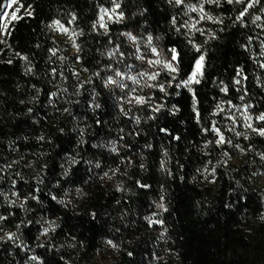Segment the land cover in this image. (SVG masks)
<instances>
[{"label":"trees","instance_id":"1","mask_svg":"<svg viewBox=\"0 0 264 264\" xmlns=\"http://www.w3.org/2000/svg\"><path fill=\"white\" fill-rule=\"evenodd\" d=\"M22 2L25 7L32 5L33 15L27 16L21 11L19 15L23 19L13 22L9 28L11 35L0 34V41H4L0 43V49H4L0 52V191H17L21 194L20 200L31 192L38 201L29 199L21 209L20 200L9 207L0 196V214L14 213L5 231H15L13 226L21 219L33 221L20 230L22 246L21 241L16 245L11 241L0 242V264H35L28 261L30 255H39L46 264H97L96 256L103 252L104 242L108 240L117 245V250L107 264H264V219L261 218L264 216V159L259 155L264 153V138L250 134V139L244 140L243 136L236 137L227 131V114H235L240 120L235 125L236 131L246 130L240 113L225 105H221L225 113L212 119L245 152L228 145L204 147V141L212 136L202 135L199 130L201 125L207 126L216 103L229 99L239 103L240 93L230 91L224 95L213 84V78H217L230 85L236 64L244 67L248 77L246 87L251 102L258 111H264V89L256 85L258 78L264 81V69L250 59L255 56L264 62L259 55L264 51L261 48L264 29L251 23L252 16L262 15L259 10L264 7V0L249 10L246 28L232 23L241 5L222 2L219 8L206 6L214 16L223 18L224 31L218 33V40L204 45L207 49L205 79L193 85L198 100L196 107L201 113L199 125L186 89H169L167 97L156 92L155 103L161 98L165 102L161 113L142 108L133 110L127 117L119 112L109 90L103 88L102 79L92 77L93 82L84 84L77 94L80 83L97 70L98 63L108 60L100 55L110 47L108 38L89 30L96 17L97 4H107V0ZM124 4L127 19L111 26L114 40L120 32L133 28L139 31L138 26L145 21L151 26L150 31L154 28L155 34L164 35L161 43L165 46L182 39L174 33L167 34V21L163 17L175 14V10L161 0H124ZM143 8L149 9L145 17L134 15ZM73 12L77 20L67 25L69 13ZM53 19L76 31L83 30L84 34L77 37L83 49L80 62L74 59L76 53L68 37L49 27ZM153 20L157 23L153 24ZM261 23L264 19L257 21ZM204 26L218 27L211 23ZM248 36L253 40L248 51H244L240 45L248 43L245 39ZM203 39L197 34V43L203 44ZM50 48L59 49L55 57L49 53ZM16 52L27 56L28 61L20 60L14 55ZM59 57L65 59L61 61ZM9 59L11 64L7 63ZM187 63L185 60L183 73L190 71ZM29 67L32 71L26 72ZM52 68L57 69L56 74L51 72ZM83 68L89 71H82ZM74 71L79 75H73ZM93 88L100 94L98 102L104 105L96 111L87 107ZM51 92L56 96L50 98ZM145 92L152 94L147 89ZM173 105L179 109L175 115L168 111ZM28 108H32L31 113ZM64 108L71 114L64 112ZM134 115L141 117L139 125L132 121ZM149 115L158 118L149 120ZM96 120L101 123L97 124ZM61 128L63 133L59 131ZM159 128H167L180 139L171 140ZM80 129L84 130L83 145L76 143ZM41 135L44 140H37ZM109 141H116L117 153L92 147ZM147 144L152 147H145ZM249 144L254 151H247ZM165 150L167 157L163 155ZM223 151L229 152L227 164L223 163ZM64 152H79L93 164L99 161L101 167L90 168L81 163L57 185ZM162 159L167 171L160 167ZM209 162L216 166V178L211 183V176L205 179L197 172V169L203 171ZM7 165L11 167L6 168ZM115 168L119 171L113 176L110 170ZM105 172L112 178L106 177ZM38 173L41 175L37 176ZM13 179L17 181L14 188ZM137 180L150 187H138ZM118 184L123 190H116ZM77 187L86 195L69 203L66 197ZM37 188L39 191H34ZM52 195L57 197L56 201L51 199ZM60 200L65 203H58ZM157 203H163L167 210L157 208ZM225 204L231 207L226 208ZM91 212L96 214L94 218L89 215ZM153 212L155 216H151ZM145 216L162 220L163 224L149 226ZM41 218L53 220L59 227L37 240L41 225L35 221ZM38 243L44 247H37Z\"/></svg>","mask_w":264,"mask_h":264},{"label":"snow or ice","instance_id":"2","mask_svg":"<svg viewBox=\"0 0 264 264\" xmlns=\"http://www.w3.org/2000/svg\"><path fill=\"white\" fill-rule=\"evenodd\" d=\"M162 3L168 5L169 7L175 10V14H165L163 19L167 21V34H175L177 37H182L178 42H173L169 46H165L161 42L164 40V35L155 34V29L151 31L147 21L144 24L139 25V31L136 28L131 30L120 32L117 38L114 40L111 34V26L116 24H122L126 19V11L124 0H107V4H97V12L94 20L91 21L90 31L96 33L97 35H102L108 38V44L110 45L109 49L106 52H101V56H106L108 58L105 63H98V68L96 71L92 72V75L85 81H82L78 86L77 94H79V88H82L84 84H91L92 77L102 79L103 88L108 89L112 94V98L115 101V106L119 108V112L124 116H128L133 110H140L142 108H147L150 113H161L165 110V102L161 98L159 103H155L157 97L156 92L163 94L164 97H167L169 89H186L187 92L191 95L192 104H193V113L195 115L196 123L201 124V113L196 107L198 104L197 93L193 85H199L205 79V68H206V53L207 49L204 47L209 41H215L219 39L218 33L223 32L224 20L221 16H214L211 12L206 10L207 5H213L216 8H219L221 3H227L229 5L239 4L241 5V10L238 11L235 18L233 19V25L239 23L241 28L248 27L245 23L249 10L254 8L256 5L261 3V0H161ZM11 9V11H9ZM32 5H27L22 2V0H4L3 3H0V34L5 36L11 35L9 28L13 22L23 19L19 15L21 11H24L27 16H32ZM262 15L252 16L251 23L257 27L264 29V23L257 24V21H262L264 19V7L259 10ZM149 12L148 8L139 9L134 15H138L141 18ZM70 19L66 21L67 25H72L74 21L77 20V15L69 13ZM157 22L153 20V24ZM214 24L217 25V28H208L205 27V24ZM50 28H55L64 35L68 37L69 43L75 50L74 59L77 62L82 60L80 53L83 51L80 43L77 42V37L82 36L83 30L76 31L75 29L65 26V23H61L58 19H53ZM197 34L200 37H203V44L197 43ZM121 37L123 39H121ZM248 43L241 44L240 47L244 51H248V45L252 42L253 38L248 36L245 38ZM4 43V41H0ZM10 47V45L8 46ZM261 48L264 49V43L261 44ZM4 49H0V52H3ZM49 53L55 57L59 51L56 48H50ZM99 52L100 50L97 49ZM189 52L192 55H189ZM16 57H19L22 61H28V57L22 55L19 52L14 53ZM261 58H264V51H261L259 54ZM61 61L65 57H59ZM250 59H253L257 63L258 67L264 69V62L256 60L255 56H250ZM187 60V67L190 68V71L187 73L182 72V67ZM8 64L12 63V59L7 61ZM32 68H27L26 72H31ZM82 71H89L87 68H83ZM51 72L56 74L57 69L52 68ZM235 75L230 78V85L226 84L223 79L213 78V84L218 86L220 93L228 95L230 91H235L240 93L238 95L239 103H234L233 100H223L215 104L212 112L210 113V118L207 126L201 125L200 132L202 135H211L212 139L204 141V147H207L209 144H215L217 147L222 145H228L235 149H238L241 153L245 152L246 149L241 147L240 144H233V141L226 137L225 132L218 125L215 119L218 115L225 113L226 108L236 109L240 113L242 118V127L246 130L244 133L236 131L235 125L240 123L235 114L225 115V119L228 121L227 131L232 132L234 136L240 137L243 136L244 140L250 139V134L264 138V111H258L257 106L251 102L249 97L248 89L246 87V81L248 80L247 75L245 74L244 67L240 64L234 66ZM62 75V73H61ZM73 75L78 76L79 73L74 71ZM184 76L181 79V76ZM166 76L165 79L162 77ZM131 82V83H129ZM256 85L260 89H264V81H261L259 78L256 80ZM145 89L149 90L152 94L145 92ZM39 92V89L36 90ZM116 93H119L117 96ZM179 95V92L176 93ZM49 97H55L56 93L51 92L48 94ZM35 99V97H34ZM101 99L100 94L96 92L95 88L92 89V100L88 102L87 107L93 111L100 110L104 105L99 101ZM23 103V102H21ZM49 103H52L51 99ZM78 103V102H77ZM29 113L32 112V108H28ZM64 112H69L68 108L63 109ZM169 114L175 115L179 109L173 105L172 109L168 110ZM158 117L156 115H149V120H156ZM75 119V117H73ZM132 121L139 125L141 123V117L134 115L131 117ZM97 124H100L101 121L96 120ZM61 133L64 132V129H59ZM160 133L169 135L171 140L178 141L180 137L178 135H171L167 128H159ZM139 135V133H135ZM84 130L80 129V139L76 141L77 145H83ZM27 139V137H25ZM37 140L43 141L44 136L36 137ZM123 139V137H119ZM52 143L51 139L48 141ZM93 148H108L112 153H117L119 151L116 141H109L107 144L101 142L99 144H93ZM147 148H151V144L145 145ZM247 151H254L251 144L248 145ZM163 155L167 157L168 153L165 150ZM207 155V153H205ZM260 158L264 159V153H259ZM223 163L227 164L229 158V152L223 151L222 154ZM63 162L60 164L62 169L60 178L57 180V185L60 184V181L69 177L73 171L81 164L89 165L91 167L100 168V162L96 161L93 164L92 160L84 159L80 156L79 152H64L62 157ZM131 164V161H128ZM219 164L220 161H217ZM11 165H7L6 168H10ZM46 167V166H45ZM141 168L144 167L143 164L140 165ZM161 169L167 171L165 167V160L160 161ZM112 175L115 176L119 171V168L111 169ZM198 173H201L205 179L208 176H211L210 183L213 182L216 178V166L212 165L211 162L205 165L203 171L197 169ZM171 175V173H168ZM41 174L38 173L37 176ZM104 175L111 179L112 177L108 176V173L105 172ZM16 176H20V173H16ZM2 178V177H0ZM183 179V177H181ZM42 183V180L40 181ZM17 184V181L13 179L11 185L14 188ZM136 184L140 188H149L150 185L142 184L139 180L136 181ZM117 191L123 190L118 184L116 186ZM34 191H39L35 189ZM76 193L78 196L86 195L83 193V190L79 187L76 188ZM20 193L17 191L2 192L0 191V196L3 197L5 202L9 207H12L16 204V200H20ZM16 199H12V198ZM243 198V197H241ZM29 199L38 201V197L33 193H29L27 196L23 197V200H20L19 207L24 208V204ZM53 201L57 200L55 195L51 196ZM163 200V196H161ZM69 203L71 201H68ZM58 203L64 204L65 201L60 200ZM156 207L166 211L163 203H157ZM225 207H231L230 204H225ZM14 213L7 212L6 215L0 214V232H4L3 236H0V242L11 241L14 245L17 244V241H21L20 230L26 228L28 225L33 224L32 220L21 219L13 227L15 231H5V228L8 226L9 219ZM93 218L95 213H89ZM156 213H151V216H155ZM264 219V216L261 217ZM144 220L147 221L149 226L155 224H163L162 220H153L149 216H145ZM36 224L41 225L39 236H48L50 232H54L59 225L56 224L53 220H45L43 218L35 221ZM47 225V226H45ZM163 233H161V236ZM73 239H75L73 237ZM107 243L112 247H117L113 244L112 240H108ZM22 246V241H21ZM37 247H44L43 244L38 243ZM129 256L132 255L131 252L128 253ZM28 261L35 262V264H46L44 260L39 255H30L28 256ZM27 264V262H26Z\"/></svg>","mask_w":264,"mask_h":264},{"label":"rangeland","instance_id":"3","mask_svg":"<svg viewBox=\"0 0 264 264\" xmlns=\"http://www.w3.org/2000/svg\"><path fill=\"white\" fill-rule=\"evenodd\" d=\"M11 11V9L9 10ZM68 201H71L72 203H75L81 199V195L78 196L76 191L70 193L67 197ZM114 244V243H113ZM104 249L102 253H99L96 256L97 264H107L112 259V255L116 252L117 248L112 247L107 243V241L104 242Z\"/></svg>","mask_w":264,"mask_h":264}]
</instances>
